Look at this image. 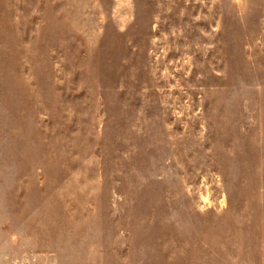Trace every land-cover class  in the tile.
I'll return each instance as SVG.
<instances>
[{"label": "rangeland", "instance_id": "obj_1", "mask_svg": "<svg viewBox=\"0 0 264 264\" xmlns=\"http://www.w3.org/2000/svg\"><path fill=\"white\" fill-rule=\"evenodd\" d=\"M0 264H264V0H0Z\"/></svg>", "mask_w": 264, "mask_h": 264}]
</instances>
